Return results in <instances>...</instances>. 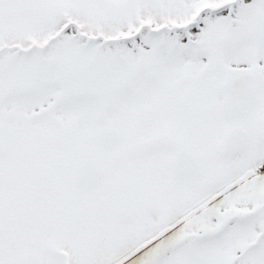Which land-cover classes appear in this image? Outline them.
Here are the masks:
<instances>
[{"label": "snow or ice", "instance_id": "1", "mask_svg": "<svg viewBox=\"0 0 264 264\" xmlns=\"http://www.w3.org/2000/svg\"><path fill=\"white\" fill-rule=\"evenodd\" d=\"M0 264H264V0H0Z\"/></svg>", "mask_w": 264, "mask_h": 264}]
</instances>
